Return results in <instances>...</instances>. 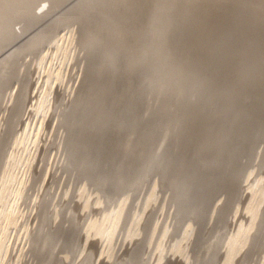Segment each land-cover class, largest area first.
I'll return each mask as SVG.
<instances>
[{
    "label": "bare ground",
    "instance_id": "bare-ground-1",
    "mask_svg": "<svg viewBox=\"0 0 264 264\" xmlns=\"http://www.w3.org/2000/svg\"><path fill=\"white\" fill-rule=\"evenodd\" d=\"M68 1L0 0V264H264V171L238 163L264 121L225 89L264 107L257 28L222 0ZM202 21L239 70L203 69Z\"/></svg>",
    "mask_w": 264,
    "mask_h": 264
},
{
    "label": "rangeland",
    "instance_id": "rangeland-1",
    "mask_svg": "<svg viewBox=\"0 0 264 264\" xmlns=\"http://www.w3.org/2000/svg\"><path fill=\"white\" fill-rule=\"evenodd\" d=\"M74 0H69L64 5L72 2ZM186 2H189L190 4L195 5V2L197 0H184ZM63 5V6H64ZM221 5L227 10L225 14L229 18V27L235 28V29H251V28H257V32L260 34L259 37L254 38L255 44L259 46H264V39L261 37V35H264V0H222ZM246 5V7H245ZM239 8L241 11L244 10V14L249 17V22L244 21H238L236 20V16L234 18L231 16L234 14L236 9ZM191 9V8H189ZM58 10V9H57ZM56 10V11H57ZM58 12V11H57ZM206 21H202V27H194L191 29L189 33V37L196 39L193 43L195 44L196 50L199 52L202 58V62L205 61L203 64L204 70L209 69H228L231 70V72L237 71L242 66V63L235 59L234 63L231 64L229 61H222L221 55L218 53H214L210 50H208V47L210 44L203 39L204 33H205V26L204 25ZM15 31L18 33L20 30L19 23L14 25ZM183 47L185 48L186 42L182 39ZM217 47H220L219 45ZM226 52L230 56H236L237 52H242V48L239 46H232V48H227ZM261 52L264 54V49L261 48ZM251 65L254 66V70L264 69V60H256ZM199 70L196 68L193 71V76L197 74ZM248 76L243 75L242 79L243 83L239 86H234L233 83L228 84L225 86L226 91L233 92L232 97L235 100V97L237 99V106H248L251 107V109L257 113V117L260 116L261 120L264 121V107H261L258 102V95L256 92L257 87L255 85H247L245 84L244 80H247ZM250 79V78H249ZM228 99L223 98L221 102H225ZM257 154L252 158L247 159L246 157H240L238 160L239 167L241 168V174L242 177L244 174H247L249 171H253L251 182L252 185L256 183L257 174L259 172L264 171V136H261V138L258 140L257 146H256ZM243 179V178H242ZM35 207H33V210H31L30 214V221L33 224L34 218L33 216Z\"/></svg>",
    "mask_w": 264,
    "mask_h": 264
}]
</instances>
